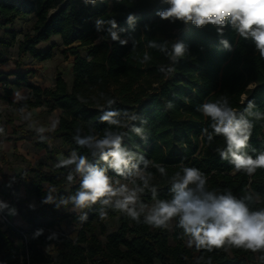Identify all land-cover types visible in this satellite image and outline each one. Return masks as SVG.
Wrapping results in <instances>:
<instances>
[{
	"label": "trees",
	"instance_id": "16d2710c",
	"mask_svg": "<svg viewBox=\"0 0 264 264\" xmlns=\"http://www.w3.org/2000/svg\"><path fill=\"white\" fill-rule=\"evenodd\" d=\"M168 7L162 0H121L120 3L105 0L96 6H85L83 0H0V63L7 60L9 49L16 46V69L0 72L3 75L0 81L28 90L21 101L10 103L18 108L59 109L57 126L50 131L39 133L36 129L22 130V125L14 126L15 130L20 129L21 133L34 138L36 147L48 149L50 164H27L14 183H24L26 192L35 196L41 202L40 208L48 210L53 218L34 223L28 230L27 251L17 243L20 234L15 226L0 221V264H196L201 256L204 260L200 264H206L208 258L211 264H264L259 259L261 252L230 245L211 252L188 247V238H182V230L177 227L178 218L173 219L169 232L168 228H153L143 223V217L137 223L126 214L108 208L104 219L117 217L118 225L107 232L104 219L99 216V203L84 210L88 214L85 222L79 221V214L67 215L71 222L79 224L74 238L56 235L48 239L50 232L33 238L37 229H51L67 217L56 216L54 204L42 203L48 188L55 187L58 196H67L79 187L78 177L68 183V170L54 167L58 162L55 157L61 150H76L88 156L93 164L106 167L98 156L92 157L87 149L77 146L73 135L77 127L84 130L82 134H88L90 128L103 134L107 125L99 122V116L101 109L107 110V98L116 100L113 108L127 109L147 120L144 126L147 139L129 132L124 145L150 161L147 171L153 175L151 183L158 189V199H171L169 178L182 166H188L207 175L209 190L229 189L237 197L250 193L258 200L250 207H264V169L247 175L221 160L215 149L225 147L224 138L215 136L209 144L201 130L207 128L210 121L196 111L197 105L226 95L239 112L243 111L247 100H253L264 112V59L260 58L252 39L240 37L230 25L225 26L221 37L217 26L209 24L197 28L191 22L177 20L173 23L156 15L158 10ZM129 13L138 17L135 30L125 22ZM28 14L33 15L34 21L18 37L13 23ZM97 17H114L119 27L125 29L120 35L128 39V44L121 46L107 37L106 32L98 33L94 24ZM54 35L60 37L64 46L78 42L84 54H78L75 46L68 48L75 55L70 86L57 73L51 86L41 87L31 80L35 70H21L20 66L26 55L37 61L51 58L57 44L49 42L41 46V43L48 42ZM101 36L104 39H100ZM222 38L232 45L231 51L223 49L219 43ZM150 40H167L169 46L175 41L187 45L189 52L175 64L173 74L166 76L158 71L161 65L171 62L163 53L146 47ZM145 50L152 59L142 64L140 59ZM9 74L14 75L12 80H7ZM169 101L174 107L166 109ZM133 123L140 126L139 119ZM253 124L247 151L255 157L259 151H264V120H253ZM41 135L45 139H41ZM55 140L59 143L55 144ZM48 142L53 144L48 146ZM157 164L165 167L167 176L159 173ZM108 174L128 182L111 170ZM64 187H68V191ZM140 199L145 204L154 203L148 190ZM22 215L27 222H33L27 213ZM49 245L52 247L47 250Z\"/></svg>",
	"mask_w": 264,
	"mask_h": 264
},
{
	"label": "clouds",
	"instance_id": "9594fccd",
	"mask_svg": "<svg viewBox=\"0 0 264 264\" xmlns=\"http://www.w3.org/2000/svg\"><path fill=\"white\" fill-rule=\"evenodd\" d=\"M116 2L120 3L121 0ZM83 3L85 6H96L97 3H105V0H83ZM162 3L169 5L168 8L156 12L162 20L173 23L179 20L186 24L191 22L197 28L211 24L217 26L216 31L221 37L224 35L225 26L230 25L240 37L251 38L260 58L264 59V0H162ZM137 20L134 13H129L125 22L135 30ZM94 24L98 33L106 32L113 42H118L121 46L128 44V39H122L120 35L125 29L119 27L114 17H97ZM145 28L148 26L145 25ZM100 39L104 37L101 36ZM219 43L223 49L232 50L227 39L222 38ZM146 47L158 50L169 59V65L158 68L166 76L176 71L175 64L189 52L187 45L181 41H175L169 46L167 40H150ZM151 59L150 53L145 50L140 63L149 62ZM115 103V99L107 98V110L101 109L99 122L107 125L102 135L91 128L88 134H82L84 130L81 127H77L73 135L77 146L87 149L92 157L98 156L99 161L106 167L93 164L88 156L73 150L67 157L58 159L54 167L68 170V183L74 182L78 177V189L74 194L58 196L56 188L50 187L42 198V203L54 204L57 209H67L71 205V211L79 214L80 222L88 219L84 210L97 203L100 205L101 219L107 216L108 208L126 214L137 223L143 217V223L159 229L168 228L170 222L178 218L177 227L182 230L181 237L188 238V247L211 252L230 245L253 253L261 252L259 259L264 262V207H250L251 203L258 202L257 198L250 193L237 197L229 189L222 192L209 190L208 177L204 172L195 167L182 166L169 178L171 199H158V189L151 183L153 175L147 171L150 161L124 145L129 132L146 140L147 130L144 126L148 122L135 112L113 108ZM165 107L171 109L174 105L169 101ZM20 111L23 113L24 109ZM196 111L210 121L208 127L201 130L202 137L209 144L215 136L224 138L225 147L215 149L221 160L229 162L235 171H243L247 175L254 174L257 169H264V151H259L255 157L247 151L254 127L253 120H264V112L257 108L253 100H247L243 111L239 112L231 106L226 95H221L214 101L197 105ZM138 119L140 126L133 123ZM3 131L0 127V133ZM37 131L43 133L45 129L40 128ZM40 138L45 139L42 135ZM155 167L162 176H167L165 167L158 164ZM109 170L129 183L115 180L109 176ZM8 186H11V182ZM145 190L152 194L154 203L151 205L140 199ZM29 208L34 210L35 205L29 204ZM5 211L8 215H17L15 207L0 200V213ZM43 232V229H37L33 238H38ZM55 236L53 233L48 239ZM202 260L204 257H199L196 264H200ZM206 264H211V258L207 259Z\"/></svg>",
	"mask_w": 264,
	"mask_h": 264
},
{
	"label": "rangeland",
	"instance_id": "374dc122",
	"mask_svg": "<svg viewBox=\"0 0 264 264\" xmlns=\"http://www.w3.org/2000/svg\"><path fill=\"white\" fill-rule=\"evenodd\" d=\"M34 21V17L31 14L17 18L13 27L18 31V37H21L22 33L31 27ZM49 42H55L57 45L54 49V54L51 58L37 61L30 56L26 55L23 58L21 70L33 69L35 74L32 76V81L41 87H48L54 83L55 76L59 73L70 86L72 82V63L75 55L68 49L69 46H75L77 53L84 54L82 46L78 45V42L72 45L64 46L61 44L60 37L54 35L48 42L41 43V46L48 45ZM16 57V46L11 47L8 52V58L6 61L0 63V72L9 73L16 69L14 66V60ZM3 75L0 74V78ZM14 75H7V80H12ZM19 93V95H17ZM28 93L25 87H18L14 84L0 81V127L4 129L0 133V200L6 201L10 206L17 209V215L11 216L5 213L10 218L11 222L22 228L27 237L28 230L34 223H40L44 220H50L53 216L48 210L40 208L41 202L36 199L35 196L26 192L24 183L16 185L14 183L15 178L18 176L20 170L29 163L41 162L42 164L49 165L51 160L49 158V152L47 148H38L34 145L35 139L26 133H21L15 130L14 126L22 125V130L32 129H45L44 132L52 130L58 122L59 109L53 111L44 110L45 106L23 108L24 112L21 113L20 109L10 101L19 102ZM24 116H28L25 119ZM55 144L59 141L55 140ZM53 143L48 142V146ZM72 151L61 150L56 159L67 157ZM14 178V180H13ZM115 180H119L114 178ZM11 186L9 187V183ZM120 183L128 184V182L119 180ZM130 187V186H129ZM64 190L68 191V187H64ZM29 204H34L35 209L29 208ZM153 203H149L151 205ZM22 213H27L33 221L27 222ZM71 211V205L67 209L61 207L56 209V216H67ZM104 225L107 232H110L118 225L117 217L104 219ZM173 220L170 222L168 230H172ZM79 228V224L71 222L69 217H63V220L55 224L53 228L49 229L42 227L44 232L55 233L56 235L68 236L74 238ZM187 241V240H186ZM17 243L19 241L17 240ZM51 245L47 246V250L51 249ZM54 255V253H53Z\"/></svg>",
	"mask_w": 264,
	"mask_h": 264
},
{
	"label": "built area",
	"instance_id": "2783aa9c",
	"mask_svg": "<svg viewBox=\"0 0 264 264\" xmlns=\"http://www.w3.org/2000/svg\"><path fill=\"white\" fill-rule=\"evenodd\" d=\"M0 221L4 224V225H14L10 218L8 217V215L3 212L0 213ZM15 228L17 229V231L19 232L20 236L18 238L19 244L24 248L25 251H27V241H28V237L25 233V231L21 228H17L16 225H14Z\"/></svg>",
	"mask_w": 264,
	"mask_h": 264
},
{
	"label": "crops",
	"instance_id": "0c3cea01",
	"mask_svg": "<svg viewBox=\"0 0 264 264\" xmlns=\"http://www.w3.org/2000/svg\"><path fill=\"white\" fill-rule=\"evenodd\" d=\"M56 126H57V125H56ZM56 126H55V127H56ZM55 127H54V128H55ZM54 128H53V129H54ZM19 131H20V130H19Z\"/></svg>",
	"mask_w": 264,
	"mask_h": 264
}]
</instances>
